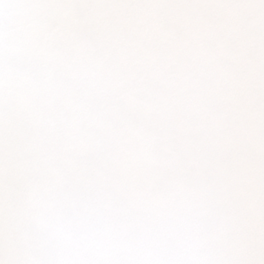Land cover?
Masks as SVG:
<instances>
[{
  "label": "snow or ice",
  "instance_id": "6c2138e0",
  "mask_svg": "<svg viewBox=\"0 0 264 264\" xmlns=\"http://www.w3.org/2000/svg\"><path fill=\"white\" fill-rule=\"evenodd\" d=\"M0 264H264V0H0Z\"/></svg>",
  "mask_w": 264,
  "mask_h": 264
}]
</instances>
